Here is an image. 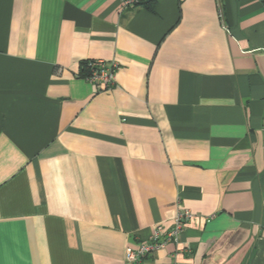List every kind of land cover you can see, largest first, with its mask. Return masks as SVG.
Returning a JSON list of instances; mask_svg holds the SVG:
<instances>
[{
	"label": "crops",
	"instance_id": "obj_1",
	"mask_svg": "<svg viewBox=\"0 0 264 264\" xmlns=\"http://www.w3.org/2000/svg\"><path fill=\"white\" fill-rule=\"evenodd\" d=\"M181 209L141 264H264V0H0V264H125Z\"/></svg>",
	"mask_w": 264,
	"mask_h": 264
},
{
	"label": "built area",
	"instance_id": "obj_2",
	"mask_svg": "<svg viewBox=\"0 0 264 264\" xmlns=\"http://www.w3.org/2000/svg\"><path fill=\"white\" fill-rule=\"evenodd\" d=\"M121 10H133L139 5V0H118ZM119 65L115 60H91L88 62V75L83 78L97 92H106L115 85V74ZM192 215L181 209L173 219L169 229L157 225L149 239L139 241L125 250V264H141V262L163 250L167 244H177L183 230L187 227ZM168 264H176L174 261Z\"/></svg>",
	"mask_w": 264,
	"mask_h": 264
},
{
	"label": "trees",
	"instance_id": "obj_3",
	"mask_svg": "<svg viewBox=\"0 0 264 264\" xmlns=\"http://www.w3.org/2000/svg\"><path fill=\"white\" fill-rule=\"evenodd\" d=\"M88 62H89V60L88 61H83V62L80 63L79 77L85 78L88 75V73H89V71H88Z\"/></svg>",
	"mask_w": 264,
	"mask_h": 264
}]
</instances>
